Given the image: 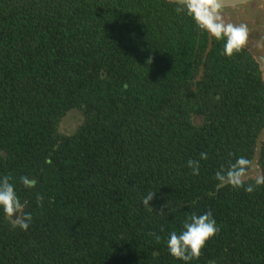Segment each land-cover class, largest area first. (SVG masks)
<instances>
[{"label": "trees", "instance_id": "1", "mask_svg": "<svg viewBox=\"0 0 264 264\" xmlns=\"http://www.w3.org/2000/svg\"><path fill=\"white\" fill-rule=\"evenodd\" d=\"M177 7L0 0V177L32 214L25 231L0 208V264H264V185L214 175L241 156L245 186L264 174L260 60L224 55ZM207 211L219 231L199 258L172 257L168 234Z\"/></svg>", "mask_w": 264, "mask_h": 264}, {"label": "clouds", "instance_id": "2", "mask_svg": "<svg viewBox=\"0 0 264 264\" xmlns=\"http://www.w3.org/2000/svg\"><path fill=\"white\" fill-rule=\"evenodd\" d=\"M171 2L180 5L177 11H186L192 16L197 25L208 32L217 40H223V54L231 56L234 51H239L246 43L248 36L247 26L244 24L235 25L226 23L221 15L222 0H171ZM264 2V1H263ZM231 155V153H230ZM206 152L199 154V159H189L187 166L192 169L193 175H198L200 170V160H206ZM252 166V161L245 157H238L235 162L230 163L227 168H221L214 175L221 186L225 184L233 188L243 187L248 193L255 190L256 186L264 185V174L255 176V183L245 186V177L248 169ZM12 177L4 175L0 177V208L6 216L13 219V228L19 227L21 230H27L32 222V214L25 212V203H21L16 194L14 185L10 182ZM20 182L27 188L35 187L37 181L27 176H21ZM155 196L154 191H149L142 199L141 203L145 207H150L149 201ZM43 195L36 194L38 205L42 206ZM219 228L211 211L203 214L192 212L187 215L182 222V228L179 232L171 231L166 241L167 249L174 258L188 262L199 258L201 249L206 241L217 234ZM160 239L159 236L156 237ZM214 264V262H210Z\"/></svg>", "mask_w": 264, "mask_h": 264}, {"label": "rangeland", "instance_id": "3", "mask_svg": "<svg viewBox=\"0 0 264 264\" xmlns=\"http://www.w3.org/2000/svg\"><path fill=\"white\" fill-rule=\"evenodd\" d=\"M220 11L226 23L247 26L248 36L244 46L260 60L264 76V2L253 0L236 6L222 7ZM73 120L70 113L64 119L63 124L74 125ZM256 173V169L249 172L252 175Z\"/></svg>", "mask_w": 264, "mask_h": 264}, {"label": "water", "instance_id": "4", "mask_svg": "<svg viewBox=\"0 0 264 264\" xmlns=\"http://www.w3.org/2000/svg\"><path fill=\"white\" fill-rule=\"evenodd\" d=\"M250 1H253V0H222V7L236 6V5L244 4ZM14 218L15 216H13V219Z\"/></svg>", "mask_w": 264, "mask_h": 264}]
</instances>
